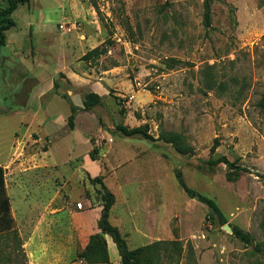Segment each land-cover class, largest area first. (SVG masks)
<instances>
[{
  "label": "rangeland",
  "instance_id": "obj_1",
  "mask_svg": "<svg viewBox=\"0 0 264 264\" xmlns=\"http://www.w3.org/2000/svg\"><path fill=\"white\" fill-rule=\"evenodd\" d=\"M10 17L0 264H122L106 193L137 264H264V0H30ZM94 234L104 263L81 257Z\"/></svg>",
  "mask_w": 264,
  "mask_h": 264
},
{
  "label": "trees",
  "instance_id": "obj_2",
  "mask_svg": "<svg viewBox=\"0 0 264 264\" xmlns=\"http://www.w3.org/2000/svg\"><path fill=\"white\" fill-rule=\"evenodd\" d=\"M30 0H7V6L0 12V48L5 45V31L9 30L14 26V22L11 19V14L15 11L18 5H23L29 3ZM204 23L206 26L210 24V7L209 4H205V13H204ZM100 55L98 48H95L87 52L84 56V60H89ZM100 97L94 93H89L84 96L83 104L86 108L95 106ZM260 108H264V95L261 96V99L258 102ZM123 135L125 136H134V135H146L143 134L139 129L127 130L124 127L119 128ZM164 141H170V139L165 135H161ZM214 163H222L228 168L233 167V163L227 160L225 157H219L214 160ZM108 201L104 202L101 217L98 223L99 229L102 233L107 234L111 237L112 241L116 244L118 252L122 258V264H137L138 257L141 255L139 252L144 249L134 250L128 252L126 249L125 242L121 237L119 231L112 227L108 221V211L111 207L113 197L106 193ZM209 208L218 211L216 205L209 200H206ZM11 227V218H10V204L9 199L5 193V176L4 170L0 166V232L10 229ZM243 239L246 236H241ZM147 248H145L146 250ZM81 257L91 263H104L108 260L107 247L104 238L99 234H94L90 236L89 242L82 252Z\"/></svg>",
  "mask_w": 264,
  "mask_h": 264
},
{
  "label": "water",
  "instance_id": "obj_3",
  "mask_svg": "<svg viewBox=\"0 0 264 264\" xmlns=\"http://www.w3.org/2000/svg\"><path fill=\"white\" fill-rule=\"evenodd\" d=\"M223 228H224L227 232L232 233V229H231L230 226L226 225V226H224Z\"/></svg>",
  "mask_w": 264,
  "mask_h": 264
}]
</instances>
